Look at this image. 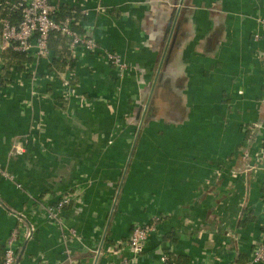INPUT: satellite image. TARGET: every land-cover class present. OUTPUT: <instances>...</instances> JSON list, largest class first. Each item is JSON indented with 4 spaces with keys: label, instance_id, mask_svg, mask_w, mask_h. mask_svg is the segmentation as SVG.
<instances>
[{
    "label": "crops",
    "instance_id": "crops-1",
    "mask_svg": "<svg viewBox=\"0 0 264 264\" xmlns=\"http://www.w3.org/2000/svg\"><path fill=\"white\" fill-rule=\"evenodd\" d=\"M53 1L85 10L98 50L77 49L69 95L47 59L34 77L0 81V166L11 175L0 174V264L15 226L18 264H159L161 253L248 264L264 224V156L229 171L245 145L263 147L264 35L252 34L264 0ZM104 49L127 64L121 76ZM62 192L63 230L42 208ZM155 216L135 255L132 227Z\"/></svg>",
    "mask_w": 264,
    "mask_h": 264
},
{
    "label": "built area",
    "instance_id": "built-area-1",
    "mask_svg": "<svg viewBox=\"0 0 264 264\" xmlns=\"http://www.w3.org/2000/svg\"><path fill=\"white\" fill-rule=\"evenodd\" d=\"M11 9L18 10L20 12V20L17 24H12L8 19L1 20V36H0V49L6 50L12 48L13 50L23 52L26 56L31 57L30 62H25L28 72L33 75H37L36 67L41 59H47L48 62L51 58V51L48 48L49 36L52 32H58L67 38H69V49L74 56L77 49L83 51L95 52L98 50V45L91 35L90 29H84L82 34H79L72 28L74 19L72 16H67L63 19H57L60 3L53 0H9L6 2ZM73 6L77 5L75 3ZM81 14H85V10L80 9ZM74 13V10L73 12ZM261 31L253 32L252 39L254 41L259 40L264 35V20L259 18ZM79 22L80 21H76ZM102 55L106 61L115 68L116 75L121 76L127 64L122 60L121 56L115 51L109 49L101 50ZM49 77L55 74L53 70H49ZM46 74V73H45ZM56 75V74H55ZM64 78V77H63ZM61 88L66 92L75 93L74 83L69 81V78H64L61 82ZM253 129L249 138L255 136V131L260 127L259 122L251 124ZM13 146L10 148L9 155L14 154ZM264 156V148L260 147L254 154L250 153L249 144L245 145L242 149L237 161L231 166L229 173L232 176H237L241 172L253 169L256 170L259 167L260 161ZM0 174L7 178H11V175L2 169L0 166ZM70 194H59V198L50 204H43L44 217L52 224L57 225L60 229L63 228V211L65 207L70 203ZM14 215L16 212L10 211ZM160 217L155 216L150 222L144 224H135L132 227L130 236L127 240V246L130 247L132 252L137 255L143 251L144 243L148 235L156 231L157 222ZM70 235L75 236V230L69 228ZM20 237V229L15 226L8 237L5 240L3 247V255L1 264H18L17 253L19 246L17 241ZM96 253V251H95ZM98 253V251H97ZM169 255L167 253H161L159 257V264H167ZM264 263V224L260 231L259 238L256 240L253 250L251 251L248 264H261ZM64 264H76V259H69ZM117 264H128L127 261H123Z\"/></svg>",
    "mask_w": 264,
    "mask_h": 264
},
{
    "label": "trees",
    "instance_id": "trees-1",
    "mask_svg": "<svg viewBox=\"0 0 264 264\" xmlns=\"http://www.w3.org/2000/svg\"><path fill=\"white\" fill-rule=\"evenodd\" d=\"M7 1L9 0H0V36L2 19H8L12 24H17L20 20V12L18 10L11 9V7L6 3ZM73 10L74 13H72ZM67 16L73 17L74 22L72 24V28L75 29L77 33L82 34L85 30L81 22L86 20V16L81 14L80 7L78 5L73 6L68 4L59 6L57 19H63ZM76 21H80V23ZM174 44L175 41L172 43V46H174ZM48 48L51 51V58L48 62L49 64L47 65L48 68L53 70L57 76H59L60 73L66 72V74H64L65 77L69 78L71 83H75L76 77L73 76L74 78L70 79L71 76H68V71L75 68V58L69 49V38L58 32H52L49 36ZM0 58V64L3 65L0 68V70H3L0 81L3 83L6 81L10 82L13 70L20 72L27 70V68L25 69L24 67V62L31 61V57L26 56L23 52L13 50L12 48L2 50ZM3 75L5 78H3ZM252 129V125L246 126L245 137L250 135ZM167 264H176V256H174L173 253H169V260Z\"/></svg>",
    "mask_w": 264,
    "mask_h": 264
},
{
    "label": "water",
    "instance_id": "water-1",
    "mask_svg": "<svg viewBox=\"0 0 264 264\" xmlns=\"http://www.w3.org/2000/svg\"><path fill=\"white\" fill-rule=\"evenodd\" d=\"M254 137H255V136H252L251 140H254ZM17 261H18V257H17Z\"/></svg>",
    "mask_w": 264,
    "mask_h": 264
}]
</instances>
